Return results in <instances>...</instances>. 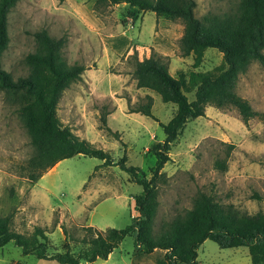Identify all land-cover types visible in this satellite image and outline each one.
I'll return each instance as SVG.
<instances>
[{"label": "rangeland", "instance_id": "374dc122", "mask_svg": "<svg viewBox=\"0 0 264 264\" xmlns=\"http://www.w3.org/2000/svg\"><path fill=\"white\" fill-rule=\"evenodd\" d=\"M93 1L16 0L7 13L8 41L0 55V65L13 78L25 75L28 70L23 56L34 48L31 33L44 27L52 36L65 35L63 55L68 62L76 61L84 67L94 68V74L89 78L98 83L103 76L115 74L117 79L106 81L99 90L103 92L110 87L120 98L97 93L79 77L70 82L58 99L55 112L60 123L69 114L70 126L81 132H89L86 130L92 128L95 119L99 126V114L111 109L114 100L119 99L124 111L130 112L128 104L133 106L149 94L153 117L143 114L128 115L123 119L116 117L110 122L116 128L114 131L102 129L105 133L103 142L106 141V150L111 157L116 160L124 155L126 165L139 166L148 176V167L154 162L148 148L163 138L160 122L170 118L174 105L163 102L150 89L136 87L132 74L134 54L127 50L114 54L103 46L100 32L128 29L129 34L135 36L140 29V39L146 40L153 23V30L170 34L177 45L182 21L156 16L149 10L140 12L132 20L126 13L131 7L125 2L99 5L95 13ZM238 5L239 0H195L194 13L200 18L206 14H231ZM120 39L115 40L117 46ZM102 55L108 58L104 66L96 62ZM192 60L189 53L183 61L169 63V70L175 75L177 70L187 74L191 69H213L220 63L221 53L214 47H206L195 67L191 65ZM71 87L78 91V97L69 98ZM235 91L246 98L254 110L264 112V64L252 60L238 75ZM185 94L188 99L193 97L192 90ZM211 106L202 116L187 119L170 146V159L161 168L165 179L157 184V204L152 221L155 233L175 216L183 215L198 190L237 210L254 212L264 205L262 119L253 116L243 123L232 106ZM66 107L70 113L65 114ZM79 122L89 127L81 129L77 127ZM33 150L16 111V103L0 89V215H9L10 227L24 235L31 234L35 227L40 228L45 235L46 254L65 249L79 251L83 225L98 229L119 228L137 214L132 196L141 190V186L131 181L117 164L102 165L97 157L76 154L60 159L52 171L30 182L23 176L22 166ZM215 159L222 160L225 167H216ZM37 180L49 188L50 206L46 205L47 198L34 191ZM85 189H91L90 195ZM162 254L163 250L159 248L149 253L134 249L132 237L126 234L105 258L81 260L80 264H182L167 263ZM196 259L198 264H251L245 246L220 247L209 238L196 248ZM0 264L60 263L31 253L23 254L19 246L8 241L0 246Z\"/></svg>", "mask_w": 264, "mask_h": 264}, {"label": "trees", "instance_id": "16d2710c", "mask_svg": "<svg viewBox=\"0 0 264 264\" xmlns=\"http://www.w3.org/2000/svg\"><path fill=\"white\" fill-rule=\"evenodd\" d=\"M15 2L0 0V55L8 41L7 13ZM119 2L131 7L126 13L132 20L146 10L156 16L181 19L176 53L192 54V66L200 62L206 47L216 48L221 53V61L213 69H191L187 74L177 70L173 75L167 70L168 55L151 48L148 56L138 59L133 50L135 86L150 89L163 102L174 105L170 118L160 122L163 138L148 148L154 162L148 167L147 176L139 166L126 165L124 155L114 160L108 150L78 137L60 123L55 112L57 101L62 90L80 77L84 66L66 60L65 35L52 36L44 27L32 31L34 48L23 56L27 73L13 78L0 65V89L16 103V111L34 148L22 166L23 176L33 182L56 161L81 154L101 159L102 165L117 164L141 190L132 196L137 214L123 227L98 229L83 225L77 252L65 249L46 254L43 231L35 227L31 234L24 235L10 227L9 215H0V246L12 241L23 254L31 253L60 264H80L81 260L105 258L129 234L134 249L149 253L159 248L167 263L198 264L196 248L209 238L220 247L245 246L251 264H264V205L254 212L237 210L198 190L183 215L172 218L159 232L152 229L157 184L165 179L161 168L170 159V146L187 119L203 115L204 106L210 104L217 108L232 106L243 123L253 116H259L264 123V112L254 110L235 91L238 75L252 60L264 64V0H239L237 10L231 14H206L201 18L194 13L195 0H94L92 9L97 13L99 5ZM190 90L193 97L188 99L185 91ZM150 107L151 96L145 94L143 101L133 106L128 104V111L153 117ZM99 121L100 127L108 130L105 112L99 114ZM214 165L225 167L219 159L214 160ZM62 232L65 233L63 227Z\"/></svg>", "mask_w": 264, "mask_h": 264}, {"label": "crops", "instance_id": "0c3cea01", "mask_svg": "<svg viewBox=\"0 0 264 264\" xmlns=\"http://www.w3.org/2000/svg\"><path fill=\"white\" fill-rule=\"evenodd\" d=\"M152 25H153V23H152ZM152 25H151L150 36L146 40L140 39V29H138V32L136 33L135 36L130 35L128 29L115 30L113 32H106V33L100 32V38H101V41L103 43V46L105 48L110 49L114 54L121 53L124 50H127L128 52H133V50H134L136 53V57L138 59H141L145 56H148L149 51L152 48L153 50H155L161 54L168 55L169 60H168V64H167V70L170 74H172L169 70V67H170L169 63L183 61L187 55H183V56L178 55L175 52L177 45H175L173 42V36H171L170 34H162L159 32V30H153ZM116 39H120L119 46H117V42L115 41ZM107 60H108L107 56L102 55L98 60H96V62L100 66H104V64ZM93 70H94V68L84 67L82 69V71L80 72V77H82L83 82H85L87 87L90 89L96 90V92L101 93V95L104 92V94L105 93L111 94L114 98H120V97L115 95L116 94L115 91H112V89L110 87L108 88V90L103 91V92H101V90H99L100 88L104 87V83H106V81L116 80L117 78L115 77V74L107 75V78H106V76L105 77L103 76L102 80L100 79V82L97 83L94 79L89 78L90 74H94ZM118 77H120V75H118ZM72 88L73 87H71L69 89V98L78 97V95H79L78 91H76L75 89H72ZM65 91H66V89L64 88L62 90L61 94H63ZM96 95H99V94H96ZM98 97H100V96H98ZM113 103H114V105L112 106V108L107 110V112L105 113V125L108 128V130L100 127V125L97 126L96 119L92 121V128H88L89 126L87 127L86 124H82L81 122H79L80 124L77 125V127H80L81 129H84L85 127L88 128V130H86V131H89V132H81V131L74 129L72 126H70V125H72V122H68L70 115L67 113H70V111H71L69 109V107H66L64 109V112H65V114H67V116H65L63 118L64 122L62 123V125L68 126L69 129H71L78 137L85 138L86 140H88L89 142L94 144L95 146L106 149L108 147L106 146V141H105V143L103 142L105 133L102 131V129H104L106 131H114V129H116V128L114 126H111L110 122H111V120L115 119L116 117L123 119V118L127 117L128 115H133V114L140 115V113L136 112V111L125 112L123 109L124 106L119 102V99L114 100ZM209 107H212V106L209 104H206L204 106V113L207 112ZM121 114H123V115H121ZM117 115H119V116H117ZM198 116H202V115H198ZM79 155H81V154H79ZM58 162H59V160L56 161L50 169H47L42 174L52 171ZM42 174L40 176H42ZM40 176H39V178H40ZM33 188H34V191L38 192V194H40L41 197L47 198L46 205L50 206L52 200L50 201V198L48 197L49 188L47 186H45L44 184H42L41 182H38V180L34 183ZM33 188H32V191H33ZM85 190L89 195L92 192L91 189H85ZM59 206L61 207V205H59Z\"/></svg>", "mask_w": 264, "mask_h": 264}]
</instances>
